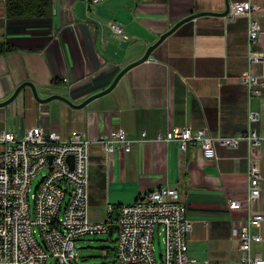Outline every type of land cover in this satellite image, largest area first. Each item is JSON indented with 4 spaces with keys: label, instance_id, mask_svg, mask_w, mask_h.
<instances>
[{
    "label": "crops",
    "instance_id": "0c3cea01",
    "mask_svg": "<svg viewBox=\"0 0 264 264\" xmlns=\"http://www.w3.org/2000/svg\"><path fill=\"white\" fill-rule=\"evenodd\" d=\"M233 1L239 0H51L41 18L8 19L0 0V42L11 46L0 52V102L30 81L40 98L59 94L78 105L175 27L109 92L83 106L59 98L40 102L29 86L22 88L0 106V131L41 126L62 137L79 131L89 140L90 220L106 221L108 204L116 208L143 191L169 186L192 222L188 255L198 264H242L234 231L248 212L229 209L228 201L245 199L253 156L261 176L254 208L264 213V147L215 141L217 158L211 159L199 141H188L183 150L179 141L155 139L182 127L203 128L212 137L240 135L248 127L264 135V90L250 97L240 81L245 71L264 78V59H248L249 52L264 57V0H250L260 7L254 17L261 28L252 43L246 16H223ZM250 111L256 121L249 120ZM116 126L134 140L132 148L106 154L98 136ZM259 232L253 251L264 260V220Z\"/></svg>",
    "mask_w": 264,
    "mask_h": 264
},
{
    "label": "built area",
    "instance_id": "2783aa9c",
    "mask_svg": "<svg viewBox=\"0 0 264 264\" xmlns=\"http://www.w3.org/2000/svg\"><path fill=\"white\" fill-rule=\"evenodd\" d=\"M96 2L98 0H88ZM260 7L250 0L233 1L224 17L248 19V41L258 38L261 28L254 17ZM114 29L120 32L119 27ZM250 62L264 59L248 53ZM250 97L264 90V78L250 71L240 76ZM252 111L249 120L256 121ZM144 138V133L141 139ZM156 140L179 141L183 150L188 141H199L204 157L216 159L215 141L236 145L247 141L249 147H264V135L252 127L232 137H212L203 128H170ZM97 141L106 154L126 153L133 141L120 127L103 132ZM89 140L77 130L65 137L41 126L22 133L0 131V264H77L75 240L85 234L108 233L115 223V258L118 264H198L188 255L187 234L192 222L178 191L169 186L139 193L133 202L106 206L107 220L92 221L88 211ZM39 176L33 186L34 179ZM247 194L244 200L228 201L231 210L245 209V222L234 231L242 264H264L253 251L262 238L259 232L264 213L254 208L261 194L258 161L248 158ZM114 216L113 221L111 217ZM113 222V223H112ZM112 223V224H111ZM155 238L161 242L155 255Z\"/></svg>",
    "mask_w": 264,
    "mask_h": 264
},
{
    "label": "rangeland",
    "instance_id": "374dc122",
    "mask_svg": "<svg viewBox=\"0 0 264 264\" xmlns=\"http://www.w3.org/2000/svg\"><path fill=\"white\" fill-rule=\"evenodd\" d=\"M37 176L33 181L34 184L38 181ZM108 226H110L108 224ZM116 237V226L113 228L112 235L108 233H97V234H85L75 240V248L79 253L77 264H111L112 258L105 255L106 250L110 247H115L114 239ZM100 245H105V248H101ZM155 255L158 257L159 247L162 248V244L155 238ZM51 259H48L46 264H50ZM113 264H118L114 262Z\"/></svg>",
    "mask_w": 264,
    "mask_h": 264
},
{
    "label": "water",
    "instance_id": "95a60500",
    "mask_svg": "<svg viewBox=\"0 0 264 264\" xmlns=\"http://www.w3.org/2000/svg\"><path fill=\"white\" fill-rule=\"evenodd\" d=\"M227 11H228V6H227L226 10L223 12V16L227 13ZM194 16H196V15H194ZM194 16L187 17V18L184 19V20L190 19V18H192V17H194ZM174 28H175V27H173L172 29H170L169 31H167L166 33H164L163 35H161V37L159 38V40H158L155 44H153V45H151L150 47H148V49L146 50V52L144 53V55H143L141 58H139L138 60H136V61H134V62H132V63H129V64L126 65L123 69H121V70L119 71V73L116 75V77L113 79V81H112V82H111L106 88L102 89L101 91H99V92H97V93H94V94L90 95L89 97H87L84 101H82V102H81L80 104H78V105L73 104L68 98H66V97H64V96H62V95H59V94L51 95V96H49V97H46V98L42 99V98H40V97L38 96V92H37V89H36V87L34 86V84L31 83L30 81H24V82L20 83V84L15 88V90L13 91V93H12V94H11L6 100L0 102V106H5V105L9 104L12 100H14V99L17 97L18 93H20V91L22 90V88H24V87H26V86H29V87L31 88L34 97H35L38 101H40V102H45V101H48V100H50V99H52V98H59V99H62V100H64V101H66L67 103H69V104L72 105V106H77V107L83 106V105H85L86 103H88L90 100H92L93 98H96V97H98V96H100V95H102V94H105V93L109 92V91L115 86L116 82H117L118 79L123 75V73H125V72H126L129 68H131L132 66H134V65H136V64H138V63H140V62H142L143 60H145V59L148 57V55H149L150 51L152 50V48H153L154 46H156V45H157V44H158V43H159V42H160V41H161V40H162V39H163V38H164L169 32H171ZM112 233H113V228H112V225H111V226L109 227L108 235L110 236V235H112ZM100 247H101V248H105L106 246H105V245H100ZM113 263H114V260L111 261V264H113Z\"/></svg>",
    "mask_w": 264,
    "mask_h": 264
},
{
    "label": "trees",
    "instance_id": "16d2710c",
    "mask_svg": "<svg viewBox=\"0 0 264 264\" xmlns=\"http://www.w3.org/2000/svg\"><path fill=\"white\" fill-rule=\"evenodd\" d=\"M50 6L51 0H5V14L8 19H38L47 14ZM9 49H11L10 45L0 42V52ZM53 81H55V79ZM114 227L115 226L112 225V228ZM105 255L114 260L115 247H109Z\"/></svg>",
    "mask_w": 264,
    "mask_h": 264
}]
</instances>
